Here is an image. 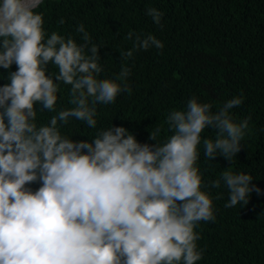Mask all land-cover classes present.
<instances>
[{
	"label": "clouds",
	"instance_id": "obj_1",
	"mask_svg": "<svg viewBox=\"0 0 264 264\" xmlns=\"http://www.w3.org/2000/svg\"><path fill=\"white\" fill-rule=\"evenodd\" d=\"M40 3L0 0V68L9 81L0 86V264H197L202 251L195 229L215 221L213 198L202 188L223 182L226 208L247 205L259 191L243 172L225 171L205 186L197 166L206 128L216 132L214 140L203 139L206 159L232 163L241 152L250 117L236 122L230 109L242 96L215 112L192 97L186 110L166 116L174 134L163 144L160 127L150 132V145L113 124L91 140H73L61 128L75 119L95 129L97 105L131 90L125 61L164 44L129 32L133 48L121 50L120 72L99 78L101 47L84 25L77 28L82 43L48 35L43 14L34 11ZM146 15L162 27L161 11L148 8ZM50 64L58 71L50 73ZM61 85L70 86L72 107L57 112ZM37 106L56 115L39 124Z\"/></svg>",
	"mask_w": 264,
	"mask_h": 264
},
{
	"label": "trees",
	"instance_id": "obj_2",
	"mask_svg": "<svg viewBox=\"0 0 264 264\" xmlns=\"http://www.w3.org/2000/svg\"><path fill=\"white\" fill-rule=\"evenodd\" d=\"M148 8L163 13L161 25L146 15ZM43 14L44 29L72 36L82 43L83 24L99 45L103 72L99 78H115L121 70V50L133 48L129 32L154 35L163 49L135 51L125 61L131 69L129 92L111 105H97V127L71 119L61 132L73 140H91L99 129L125 127L140 143L155 144L150 132L160 127L163 144L174 134L165 123L172 110H186L189 99L212 104L217 111L228 100L243 98L230 109L236 122L249 118L242 150L232 163L221 156L206 159L203 139H215L206 128L198 146L197 166L205 186L225 171L253 177L247 205L226 208L228 190L203 187L213 198L214 222L201 221L195 231L202 258L197 264H264V0H42L35 10ZM63 19L64 23L59 21ZM12 71L16 66H12ZM58 70L49 65V72ZM8 70L0 68V86L9 83ZM70 86L61 85L57 112L72 107ZM37 122L47 124L56 112H40ZM39 183L30 185L33 190ZM222 194V195H221ZM220 196L219 199L216 197Z\"/></svg>",
	"mask_w": 264,
	"mask_h": 264
},
{
	"label": "water",
	"instance_id": "obj_3",
	"mask_svg": "<svg viewBox=\"0 0 264 264\" xmlns=\"http://www.w3.org/2000/svg\"><path fill=\"white\" fill-rule=\"evenodd\" d=\"M42 1V0H41Z\"/></svg>",
	"mask_w": 264,
	"mask_h": 264
}]
</instances>
